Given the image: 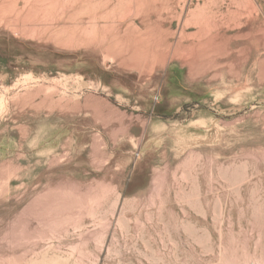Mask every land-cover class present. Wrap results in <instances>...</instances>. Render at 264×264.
<instances>
[{
    "label": "rangeland",
    "instance_id": "rangeland-1",
    "mask_svg": "<svg viewBox=\"0 0 264 264\" xmlns=\"http://www.w3.org/2000/svg\"><path fill=\"white\" fill-rule=\"evenodd\" d=\"M0 264H264V0H0Z\"/></svg>",
    "mask_w": 264,
    "mask_h": 264
},
{
    "label": "bare ground",
    "instance_id": "bare-ground-1",
    "mask_svg": "<svg viewBox=\"0 0 264 264\" xmlns=\"http://www.w3.org/2000/svg\"><path fill=\"white\" fill-rule=\"evenodd\" d=\"M198 53V52H197ZM193 56H194V54H193ZM196 60V59H195ZM198 60H199V58H198Z\"/></svg>",
    "mask_w": 264,
    "mask_h": 264
}]
</instances>
